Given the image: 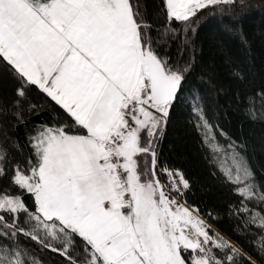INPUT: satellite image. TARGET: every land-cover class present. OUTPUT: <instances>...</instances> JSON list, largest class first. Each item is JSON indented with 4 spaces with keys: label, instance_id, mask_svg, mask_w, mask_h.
Segmentation results:
<instances>
[{
    "label": "snow or ice",
    "instance_id": "snow-or-ice-1",
    "mask_svg": "<svg viewBox=\"0 0 264 264\" xmlns=\"http://www.w3.org/2000/svg\"><path fill=\"white\" fill-rule=\"evenodd\" d=\"M254 12L0 0V264H264V75L225 39Z\"/></svg>",
    "mask_w": 264,
    "mask_h": 264
},
{
    "label": "trees",
    "instance_id": "trees-1",
    "mask_svg": "<svg viewBox=\"0 0 264 264\" xmlns=\"http://www.w3.org/2000/svg\"><path fill=\"white\" fill-rule=\"evenodd\" d=\"M244 31L248 36V44L244 45L238 38H225L226 48L238 61L249 63L254 70L253 85L260 83L264 75V14L252 13L244 22ZM235 114L228 118L226 127L235 129L238 124ZM190 167L194 173H199L203 165L196 156L190 158Z\"/></svg>",
    "mask_w": 264,
    "mask_h": 264
}]
</instances>
